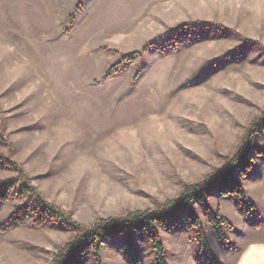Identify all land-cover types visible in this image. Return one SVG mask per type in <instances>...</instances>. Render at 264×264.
Returning <instances> with one entry per match:
<instances>
[{"label":"rangeland","instance_id":"374dc122","mask_svg":"<svg viewBox=\"0 0 264 264\" xmlns=\"http://www.w3.org/2000/svg\"><path fill=\"white\" fill-rule=\"evenodd\" d=\"M263 116L264 0H0V155L83 227L155 211L222 171ZM252 143V169L235 174L251 206L206 197L231 223L224 242L193 205L216 264H264V126ZM17 176L0 164V180ZM27 206L0 233V264H51L75 235L39 225L18 185L0 226ZM187 216L159 228L167 263L207 264ZM134 244L156 264L148 234ZM82 264H129L122 236Z\"/></svg>","mask_w":264,"mask_h":264},{"label":"trees","instance_id":"16d2710c","mask_svg":"<svg viewBox=\"0 0 264 264\" xmlns=\"http://www.w3.org/2000/svg\"><path fill=\"white\" fill-rule=\"evenodd\" d=\"M136 55L125 56L123 63L132 61ZM262 126H264V116L254 122L251 129L247 132L239 152L234 158L230 159L225 169L214 172L199 183L186 186L178 198L169 200L155 211L131 212L122 218L101 220L90 228L79 225L70 215L47 202L39 190L28 182V178L20 166L8 157L0 155V164L17 169L19 172V176L15 178L0 180V207L9 199L10 193L18 185L19 194L23 197L30 196L31 203L42 214V220L39 225H43L48 218H51L61 222L67 230L74 232L73 239L55 254L51 264H82L84 254L91 247H93L97 260L100 261L102 241L105 238L117 236H122L125 241L129 264H140V258L134 244V236L142 234H148L149 236V241L156 252V264H168L166 248L159 228L175 225L177 217L183 213L188 215L186 225L195 232L197 242L205 255L207 264H216L204 224L195 213L193 205L200 203L204 206V215L211 229L218 240L224 242L226 240L224 228H230L231 223L219 211H214L208 205L206 197L210 196L214 190H218L220 195L225 198H235L244 206H251L247 202L245 192L238 184L235 174H247L252 169L254 158L251 156V150L256 148L252 143V139ZM28 209L29 206L18 210L4 225L0 226V233H4L16 225H25L29 218Z\"/></svg>","mask_w":264,"mask_h":264}]
</instances>
